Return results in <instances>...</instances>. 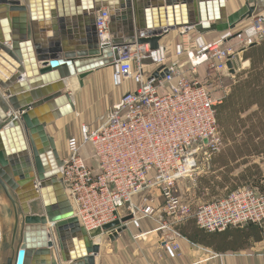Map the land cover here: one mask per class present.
<instances>
[{"label":"water","instance_id":"obj_1","mask_svg":"<svg viewBox=\"0 0 264 264\" xmlns=\"http://www.w3.org/2000/svg\"><path fill=\"white\" fill-rule=\"evenodd\" d=\"M227 1L0 0V190L13 217L10 253L0 264L95 263L99 244L74 215L63 159L46 130L75 111L67 80L82 87L93 70L126 60L129 46L157 49L172 30L222 32L264 11V0H244L228 13ZM103 7L109 41L101 43L95 14Z\"/></svg>","mask_w":264,"mask_h":264},{"label":"built area","instance_id":"obj_2","mask_svg":"<svg viewBox=\"0 0 264 264\" xmlns=\"http://www.w3.org/2000/svg\"><path fill=\"white\" fill-rule=\"evenodd\" d=\"M109 16L105 7L95 14L101 43L109 41ZM262 40L264 15L259 13L214 39L197 33L154 50L131 45L123 52L126 60L110 66L115 86L131 81L134 88L120 95L100 124H82L80 141L68 136L61 157L65 191L89 234L128 214L136 226L141 218H152L156 209L147 193L155 189L162 197L160 212L168 219L160 229L171 230L188 218L210 232L264 223V194L252 184L194 207L176 194L178 183L195 182L220 150L215 105L229 90L227 80L247 66L243 52ZM83 147L86 158L80 156ZM166 241L173 257L176 245Z\"/></svg>","mask_w":264,"mask_h":264},{"label":"crops","instance_id":"obj_3","mask_svg":"<svg viewBox=\"0 0 264 264\" xmlns=\"http://www.w3.org/2000/svg\"><path fill=\"white\" fill-rule=\"evenodd\" d=\"M236 1L238 0L226 2L228 13L237 9L232 10L229 7L230 2L236 3ZM262 14L264 15V11ZM248 19L245 18L237 26H241ZM219 33L208 31L202 36L209 40L219 36ZM195 34L197 32L193 29L187 31L183 28L175 29L166 34L160 43L173 44ZM243 56L247 66L237 74L236 78L227 80L229 90L222 100L229 94L232 84L242 80V78H248L255 69H259L263 74L260 84L263 89L262 99H264V40L250 46L243 52ZM103 68L106 67L95 69L85 77L83 86L78 85L81 90L79 95L66 88V91L73 97L76 111L79 103L85 106L89 102L88 89L99 88L96 82V74ZM133 88L134 85L131 81H125L118 88L116 94L114 92L115 95L113 96L115 97L111 103L115 104L124 91ZM255 111L258 115L264 116V109H261L259 104L248 105L239 113L240 118L246 117L247 124L239 127L238 130H233L232 135L234 137H236L235 134H242L245 127H250V116ZM68 116L62 117L46 127L47 132L55 140L59 154L58 144L63 133L61 127L67 122ZM102 117L101 114L91 117L79 115L76 120L79 125L86 124L95 127L103 121L101 120ZM54 129H56V134L53 133ZM238 145L241 146V144ZM229 150H236L233 141L221 146L220 150L213 156V160L199 171L195 182L189 179H186L188 185H184L183 180L179 182L176 186V194L187 198L194 207L198 203L221 197L231 191V175H239L240 173L246 174L245 179L249 178V173L253 174L248 182L253 183L252 186L260 194H264V154L245 156L244 159H241L244 162H240V159L233 161L230 158ZM235 163L239 165L235 167ZM231 166H234L231 170L233 172L226 174V170ZM247 169L250 170L249 173ZM238 181L241 183V180ZM147 196L151 198L149 204L156 209L152 218H141L138 226L128 221L120 229L109 231L97 229L90 232V236L99 244V251L95 255L94 264H264V223L261 225L249 223L243 226H230L222 231L210 232L200 229L193 219L188 218L181 223L171 225V230L160 229V223L168 221L167 217L160 212L159 206L162 203V197L157 189L149 191ZM173 230L178 234L172 232ZM3 236L1 240H3ZM167 237L171 238L172 241L167 240ZM165 241L176 245V252L173 257L166 251Z\"/></svg>","mask_w":264,"mask_h":264},{"label":"trees","instance_id":"obj_4","mask_svg":"<svg viewBox=\"0 0 264 264\" xmlns=\"http://www.w3.org/2000/svg\"><path fill=\"white\" fill-rule=\"evenodd\" d=\"M262 75L259 69L253 70L248 78H242V80L232 84L229 94L226 95L222 102L215 105V115L219 131L221 132L222 145L229 141H233L234 145H236V150L228 151V155L233 161L240 159V162H244L241 159H244L245 156L264 154V116L258 115L257 111L251 113L250 127H245L242 134H235L236 137L232 135L233 130H238L239 127L247 124L246 117L240 118L239 113L246 109L248 105L259 104L260 108L264 109L263 89L260 84ZM238 144H241V146L239 147ZM216 153H213L210 161L213 160V156ZM235 164V167L239 165ZM234 166L229 167L226 170V174L233 172L231 170ZM247 171L248 173L250 172L249 169ZM252 175L249 173L248 179H245V173L231 175L232 186L230 190L238 186L251 184L248 181ZM238 180H241V183Z\"/></svg>","mask_w":264,"mask_h":264},{"label":"rangeland","instance_id":"obj_5","mask_svg":"<svg viewBox=\"0 0 264 264\" xmlns=\"http://www.w3.org/2000/svg\"><path fill=\"white\" fill-rule=\"evenodd\" d=\"M244 0H238L236 3L229 4L230 9H238L242 4ZM236 9V10H237ZM242 26V25H241ZM239 26L238 28H241ZM202 71L199 69V72ZM97 86L99 87L98 89H88V95H89V102L83 106L80 103L78 104L77 111H75L71 114L66 119V123L61 127L62 129V134L59 139V151H60V156H65L66 151H65V141L68 136L74 135L78 141L81 139L80 131H79V123L76 119L79 118V115L83 117H88V116H94V115H102L103 117L101 120H104L106 113L108 112V109L113 105L112 99L113 95L116 94V91H118V88L120 86H115L112 82V69L111 67H106L101 69L100 71L97 72ZM86 82V80H85ZM91 90V93H90ZM76 95H79L81 93L80 87L77 84V89L74 91ZM115 92V94H114ZM220 94V91L218 89L213 90V95L217 96ZM56 129L53 130V133L56 134L55 132ZM61 140V141H60ZM58 151V150H57ZM80 156L83 158L87 157V150L86 147H83L80 149ZM184 185H188V181L185 179ZM253 185V183H251ZM253 188H255L253 186ZM257 191V189L255 188ZM12 210L9 204L8 199L5 197L3 192L0 190V261L3 260L7 255L10 253V249L8 247L7 241L10 238L11 234V229H12ZM5 236L6 242H2V236ZM7 249V250H6ZM7 252V254H6ZM6 254V255H5Z\"/></svg>","mask_w":264,"mask_h":264},{"label":"bare ground","instance_id":"obj_6","mask_svg":"<svg viewBox=\"0 0 264 264\" xmlns=\"http://www.w3.org/2000/svg\"><path fill=\"white\" fill-rule=\"evenodd\" d=\"M77 84H78L77 79L75 77H71L67 80V88L70 89V91H72V92H74L77 89ZM6 254H7V252H6Z\"/></svg>","mask_w":264,"mask_h":264}]
</instances>
